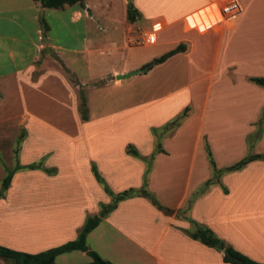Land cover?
Wrapping results in <instances>:
<instances>
[{
  "label": "crops",
  "instance_id": "obj_1",
  "mask_svg": "<svg viewBox=\"0 0 264 264\" xmlns=\"http://www.w3.org/2000/svg\"><path fill=\"white\" fill-rule=\"evenodd\" d=\"M9 1L7 10L11 11L3 13L13 14L15 9L24 11L36 37L34 41L30 39L26 46L19 44V38L17 46H0V62L6 64L0 65V160L8 169L16 161L22 166L35 163L39 168L13 172L0 198V211L3 215L17 214L19 194L30 193L31 203L42 208L51 204L49 209H42L47 216L51 214L49 212H61L56 225L45 222L48 229L43 221L33 220L41 230L35 231L34 238L27 245L36 247L34 251L39 252L74 239L84 219L96 215L99 204L110 201V196L92 175V164L112 193L140 187L146 165L141 159L126 154L125 145L132 144L142 157H147L154 150L156 142L151 132L156 126L147 124L139 128L148 143L146 139L136 140L135 137L118 140L115 129L103 133L106 127L102 126L96 139L67 135L61 144L49 145L39 151L41 145L29 159L22 161L19 155L27 150L32 129L25 125L29 118L24 112L12 123V129L4 127L6 99L8 96L16 99L17 96V92L13 95L5 91L4 85H15L18 90V77L26 74L32 83V72L39 71L40 62L42 66L44 61L54 59L52 64L64 65L55 56L54 45L48 38L49 26L45 21V16L52 15L55 10L42 7L39 0ZM122 1L125 3L127 0ZM227 1L128 0L138 16L135 21L128 22L126 4L122 8L123 30L128 38H132L135 36L133 33L156 29L152 46H147L149 49L138 56L139 60L130 63L126 60L132 46L97 44L98 55L118 54L122 60L120 67L111 71L114 76L141 69L140 66L150 59L182 44V49L163 62L138 73L146 75L155 67H164L169 73L163 75L166 80L177 77V74L183 75L187 85L181 91L185 90L187 97L171 111L170 117L173 118L184 109L185 115L170 129V133L160 135L158 143L162 151L153 154L149 170L145 173L146 189L158 204L172 213H164L141 195L125 198L100 219L87 234L86 242L90 236L105 238L113 252H118L120 258L134 259L135 264H229L222 260L221 252L184 232L192 229V220L209 228L234 250L264 263V160L254 159L240 169L222 172L212 184L194 196L186 208L188 199L205 180L212 177V172L206 155L202 171L195 172V158L188 149L189 141L177 139L182 128H189L190 125V131L195 132L196 143H200L203 150L204 143L207 144L217 169L247 154L264 153V114L261 113L264 88L248 80V77L264 76V0H237L239 11L230 18H222L217 4ZM86 3L87 0H84L81 6L64 5L56 10L68 13L72 20L82 15L92 16L91 6ZM40 17L45 22V42L39 40ZM87 46L85 42L83 50L88 49ZM175 66L181 68L180 72L174 69ZM114 76L115 83L122 80ZM178 92L166 93L163 99L177 96ZM168 118L159 127L168 122ZM21 124L25 126L18 145L14 136ZM114 126L111 124L110 127ZM4 140L6 143L3 145ZM171 144L173 149L168 147ZM175 147L178 149L175 150ZM183 162L187 164L185 174L178 173L176 169L177 164ZM3 176L4 169L0 165V181ZM66 178L74 185V189L70 187L74 197L61 205L55 204L51 196L61 190V184L68 181ZM184 208V212L177 213ZM47 216L37 219L44 218L46 221ZM9 243L12 241L0 240V244L16 248Z\"/></svg>",
  "mask_w": 264,
  "mask_h": 264
},
{
  "label": "rangeland",
  "instance_id": "obj_2",
  "mask_svg": "<svg viewBox=\"0 0 264 264\" xmlns=\"http://www.w3.org/2000/svg\"><path fill=\"white\" fill-rule=\"evenodd\" d=\"M87 3L93 11L92 16L82 15L81 18L72 20L68 13L57 12L56 9H52L55 10L52 15L45 16V21L49 26V41L54 45L53 51L57 60H61L64 67L59 63L52 64L54 59L44 61L42 66L40 62L39 71L32 72V83L28 81L26 74L18 77V90L15 85H4L5 91L13 95L17 92L16 99L8 96L4 104L3 116L6 118L4 127L8 130L12 129V123H15V119H19L21 112H24L29 118L25 125L32 129L28 137L27 150L19 155L22 161L29 159L30 155L35 153L37 147L41 145L39 151L43 147L48 148L49 145L61 144L68 137L67 135L96 139L100 133L98 129L102 126L106 127L102 131L103 133L113 132L115 129L118 140L124 139V137L145 140L146 135L144 132L141 133L139 128L147 124L155 125L151 135L154 141L158 142L162 134L159 125L167 117L170 121L173 118L170 117L171 111L173 112L179 103L187 97L186 91H181L187 85L184 76L177 74V77L171 79L168 77L166 80L163 75L169 73L165 72L164 67H155L146 75L137 73L115 83L111 71L120 67L123 62L118 54L105 57L98 55L97 44L132 46L126 60L130 63L139 60L138 56L149 49L147 46L152 45L140 43L142 39L140 31L133 33L135 36L132 38L127 37L129 35L121 26L123 22L122 8L128 4L126 1L123 3L122 0H87ZM9 5V0H0V46H17L18 38L20 39L19 44L22 46L29 45V40L34 41L36 37L34 27L24 11L18 12V9H15L13 14H4L3 12L11 11L7 10ZM39 24L41 32L39 40L45 42L46 28L41 17ZM126 38L128 39L126 40ZM85 42L88 49L83 50ZM149 59L150 57L142 62ZM1 62V66L6 65ZM174 69L180 72L181 68L175 66ZM168 70L173 69L168 68ZM174 91H179L177 96L163 99L166 93ZM81 96L84 98L86 119H82L80 114ZM165 121L167 120L165 119ZM111 124L115 126L111 128ZM25 125L21 124L17 128L14 136L15 141L17 137L19 138L20 133H24ZM188 127L190 128V125ZM189 128H182L177 134V139L189 141L188 149L195 158V172L197 170L201 172L205 153L201 144L196 143L195 132L190 131ZM171 131L167 130L165 133ZM5 141L2 142L3 145L6 143ZM146 142L148 143L147 139ZM19 143L20 141L18 145ZM168 147L173 149L174 146L171 144ZM142 149L145 148L142 147ZM177 149L175 147V150ZM184 162L177 164L178 173L185 174L187 171V164ZM66 180L68 179L66 178ZM70 187L74 189L72 182L64 181L61 184V190L55 191L56 194L51 196V201L61 205L71 196L74 197L71 195ZM19 195L21 196H18L20 201H18L17 214L3 215L0 211V225H2L0 240L12 241L9 244L16 248L5 244H0V246L13 250H19L18 247H21L25 250L19 251L34 253L36 247L28 245L34 238L35 231H40L41 227L36 226L33 220L43 221L48 229L45 222L48 221L49 224L56 225V222L60 220L61 212H49L51 214L47 216V212L42 209H49L51 204L43 205L42 208L41 205L31 203L30 193ZM45 215L47 216L46 221L44 218L37 219ZM86 245L88 250L96 252L100 257L113 264H135L134 259L120 258L118 252H113L105 238L90 236ZM89 260L90 257L87 253L72 250L57 255L52 264H78ZM0 264H4L2 258H0Z\"/></svg>",
  "mask_w": 264,
  "mask_h": 264
},
{
  "label": "trees",
  "instance_id": "obj_3",
  "mask_svg": "<svg viewBox=\"0 0 264 264\" xmlns=\"http://www.w3.org/2000/svg\"><path fill=\"white\" fill-rule=\"evenodd\" d=\"M83 1L84 0H39V3L42 7L57 9V8L63 7L64 5L71 6L74 4H78L81 6L83 4ZM137 16H138V13L134 9V7L130 3H128L126 5V20L128 22H133L136 20ZM182 48H183V45L178 44L173 49H170L160 54L159 56L152 58L146 63L142 64L140 68L143 71H146L150 69L152 66L163 62L167 57L171 56L172 54L176 53ZM248 80L264 88V76H252V77H248ZM79 107H80L81 118L86 119V116L84 113L83 96L80 97ZM261 113L264 114V108L262 109ZM184 115H185V109L179 115L175 116L170 121L163 124V126L160 127V131L163 133L167 130L172 129L174 126H176L180 122L181 118ZM261 118L262 116L258 118V124L260 123ZM22 135H23V132L20 133L19 138L17 137L16 142H19L21 140ZM160 151H162V149L159 143L156 142L154 144L153 152L144 158L138 153V151L135 149V147L132 144H129V143L126 144L125 153L133 157H136L138 159H141L146 165V170L144 171L142 182L139 188L136 189V188L129 187L118 193H112L110 191V189L108 188V186L106 185L102 177L98 174L95 166L92 164L91 165L92 175L94 176V179L96 180V182L101 185L103 191L110 196V201L106 204H99L98 213L96 215L87 216L84 219L79 231L77 232L76 237L72 240H68L57 246L50 247V248H47V249H44L42 251L35 252V253H28V252L13 250V249H9L4 246H0V258L3 259L4 264H52L54 261V258L57 255L63 252L72 251V250H78V251L85 252L90 257V260L88 262L78 263V264H112L110 261L100 257L96 252L87 249L86 236L99 223L102 217L106 216L111 210L115 208L116 204L120 200H123L128 197L136 196V195H141V196L147 197L154 206H156L158 209H160L164 213H167V214L172 213L170 209L165 208L161 206L160 204H158V202L154 199L152 194L146 189L145 173L149 170L150 163L153 158V154L155 152H160ZM204 151H205L208 165L212 172V177L205 180L202 186L199 187L197 191L188 199L186 208L189 207V205L191 204L192 198L196 196L197 194L201 193L208 185L212 184L213 180L216 179L222 172H228V171L240 169L245 163H247L248 161L254 160V159L264 160V153L247 154L241 159H239L238 161L228 166H225L223 168L217 169L215 167V164L212 159V155L206 143H204ZM0 165L4 169V176L2 177L0 181V198L3 196V193L5 189L7 188L10 178L14 171L19 170V169H24V168L26 169L39 168V165L35 163L22 166V165H19L17 161L15 162L14 166L11 169H8L7 167H5L1 160H0ZM45 171H48V170H45ZM222 189L224 192L226 191L224 188ZM186 208L182 210L181 209L177 210V213L178 212L181 213L182 211L184 212ZM190 222L192 223V229L184 230V232L190 238L197 240L200 243L210 248H213L214 250L218 252H221L222 260L224 262H227L229 264H264L263 262L252 260L248 258L247 256L243 255L242 253L234 250L231 246L225 244V242L222 239L217 237L209 228L202 226L192 220H190ZM223 249H226L229 256L222 252Z\"/></svg>",
  "mask_w": 264,
  "mask_h": 264
},
{
  "label": "built area",
  "instance_id": "obj_4",
  "mask_svg": "<svg viewBox=\"0 0 264 264\" xmlns=\"http://www.w3.org/2000/svg\"><path fill=\"white\" fill-rule=\"evenodd\" d=\"M218 11L221 14L222 18H230L239 11V4L237 0H228L223 4H217ZM140 43L145 45H150L154 43L156 39V29L141 33ZM136 41V40H134Z\"/></svg>",
  "mask_w": 264,
  "mask_h": 264
},
{
  "label": "water",
  "instance_id": "obj_5",
  "mask_svg": "<svg viewBox=\"0 0 264 264\" xmlns=\"http://www.w3.org/2000/svg\"><path fill=\"white\" fill-rule=\"evenodd\" d=\"M126 2L129 3L128 0ZM138 72H142V69L133 70V71H130V72H126L124 74H117V75L114 76V78L115 79H123V78H125V77H127V76H129L131 74H136ZM223 253H225L226 255L229 256V254L227 253L226 249H223Z\"/></svg>",
  "mask_w": 264,
  "mask_h": 264
}]
</instances>
